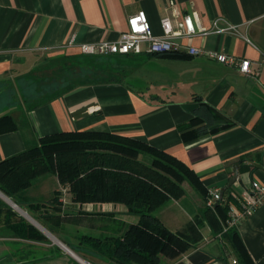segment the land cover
I'll list each match as a JSON object with an SVG mask.
<instances>
[{"label": "crops", "instance_id": "1", "mask_svg": "<svg viewBox=\"0 0 264 264\" xmlns=\"http://www.w3.org/2000/svg\"><path fill=\"white\" fill-rule=\"evenodd\" d=\"M175 7L182 13L195 11L203 26L217 17L237 25V33L195 35L182 42L247 58L251 73L181 51L127 54L119 55L128 62L116 81L44 100L21 99L22 76L46 60L82 54L81 43L117 39L126 18L139 10L159 33V19L172 16ZM4 115L15 127L0 131V161L44 135L96 130L138 139L187 166L201 186L183 182L182 194L168 198L154 214L189 245L173 257L162 255L159 264H240L232 233L253 264H264V203L227 230L225 217L215 208L210 212L216 220H210L205 206L210 187L221 189L220 206L226 207L253 180L264 184V0H0V117ZM53 176L49 186L41 176L28 187L29 201L23 205L0 191V201L14 213L12 222L22 218L28 232L33 228L43 234L37 224L56 232L60 238L54 240L76 254L68 245L76 246L86 216L97 222V236L115 234L137 221L121 203H74L68 188ZM55 191H60L55 202L38 209L29 205L50 200ZM74 219L72 230L68 222ZM65 255L70 264V253H61L46 236L40 241L19 235L0 218V264H58L55 259Z\"/></svg>", "mask_w": 264, "mask_h": 264}, {"label": "trees", "instance_id": "2", "mask_svg": "<svg viewBox=\"0 0 264 264\" xmlns=\"http://www.w3.org/2000/svg\"><path fill=\"white\" fill-rule=\"evenodd\" d=\"M75 56L111 55H63L46 60L42 66H53L56 59L66 61L68 57ZM76 67L70 69L75 72L79 69ZM84 68L87 72L91 67L85 63ZM117 79L87 75L82 83L71 84L53 97L77 87L105 84ZM14 127L9 115L0 117V131ZM181 127L185 130L188 125L182 124ZM48 174L57 176L59 183L68 188L74 203H121L126 213L138 218L115 234L80 233L76 246L68 245L73 251H81L102 264H159L162 255L173 257L187 249V240L168 229L154 214L168 198L182 194L183 182L196 188L201 186L194 173L170 154L138 139L111 132L59 131L40 137L36 144L0 161V191L16 204L23 205L29 201L24 191L38 177ZM59 193L55 191L46 202H29V205L38 209L49 201L55 202ZM215 208L224 218L226 207L216 204ZM210 211V208L206 210L208 218L216 220ZM13 216L12 209L0 201V218H5L19 235L40 241L45 239L33 228L26 231L28 225H21L22 218H17V223L12 222ZM232 234L239 263L253 264L239 238ZM70 264L79 263L72 260Z\"/></svg>", "mask_w": 264, "mask_h": 264}, {"label": "built area", "instance_id": "3", "mask_svg": "<svg viewBox=\"0 0 264 264\" xmlns=\"http://www.w3.org/2000/svg\"><path fill=\"white\" fill-rule=\"evenodd\" d=\"M160 32L155 33L143 10H139L126 18V29L115 40H99L81 43L80 53L87 55H127V54H160L168 52H184L189 56H204L227 66L236 67L244 74L251 73L250 61L222 51L205 49L182 39L209 33H237V25H233L221 17L213 19L209 26H203L195 11L182 13L177 7L172 16L165 15L159 19ZM70 45V43H68ZM232 201L225 204L226 214L224 229L236 227L243 219L251 216L264 203V184L253 180L238 194L232 195ZM222 191L218 187H210L206 191L205 206L215 209L216 204H223ZM64 249L66 246H62ZM67 249V248H66ZM79 258V257H78ZM80 264H93L79 258ZM233 260V264H236Z\"/></svg>", "mask_w": 264, "mask_h": 264}, {"label": "rangeland", "instance_id": "4", "mask_svg": "<svg viewBox=\"0 0 264 264\" xmlns=\"http://www.w3.org/2000/svg\"><path fill=\"white\" fill-rule=\"evenodd\" d=\"M126 58L127 57H122L119 55L118 56L111 55L104 57L75 56V57H68L66 61L61 59L59 60L56 59L53 66L50 65L47 66V64H44L43 66L41 65L28 71L24 76H22V80L19 83V94L21 95V99L25 98L28 100L38 101V100L51 98L54 95L62 93V91H64L71 84L82 83L87 75H91V76L97 75V77L100 76V78L103 79L118 78V74H117L118 70L124 68V66L128 62V59ZM85 63H88L89 67H91L87 72L84 68ZM74 66L75 67L77 66L79 68L75 72L71 70L72 68H74ZM137 69L135 70L137 71ZM135 70L132 72L138 73ZM38 178H40L39 180H43L45 178L44 179L45 182L43 184L45 186L46 185L49 186L50 181L54 179V176L53 174H48L44 178L42 177H38ZM38 178L36 180H38ZM40 199L44 200L45 197L42 195ZM27 214L30 216L33 215L31 212H28ZM36 220L41 223L39 218H36ZM80 223H81L79 224L80 228L84 227L83 229H81L80 233H89L92 235L98 234V231L95 228H93L94 224H96L97 222L94 221L92 217L86 216L84 220L81 221ZM37 225L39 226V228H41V230L44 231L43 234L48 239H50V242L53 241V244L59 247L61 253L64 252L66 253L62 245L58 244V242H56L53 238V236L56 238H60L59 234H57L56 232H47V230H44L45 228L40 227L39 224ZM68 225L70 226L69 227L70 229L75 230L74 227L77 226V220L76 219L70 220L68 222ZM69 246L73 248V244H70ZM74 252L79 258L84 259L85 261H88L93 264L94 263L102 264V263H98L97 259L84 255L81 251H74ZM68 258H69L68 255H65L64 257L62 256L61 259L59 258L55 259L57 260V262L55 263L66 264Z\"/></svg>", "mask_w": 264, "mask_h": 264}, {"label": "water", "instance_id": "5", "mask_svg": "<svg viewBox=\"0 0 264 264\" xmlns=\"http://www.w3.org/2000/svg\"><path fill=\"white\" fill-rule=\"evenodd\" d=\"M237 177V172L235 171L234 175L230 178L229 182H228V186H230L236 179ZM63 246V245H62ZM67 248V247H66ZM66 251L68 253H70V255L77 261L79 262V258L76 254H74L71 250H69L68 248L66 249ZM80 263V262H79Z\"/></svg>", "mask_w": 264, "mask_h": 264}, {"label": "bare ground", "instance_id": "6", "mask_svg": "<svg viewBox=\"0 0 264 264\" xmlns=\"http://www.w3.org/2000/svg\"><path fill=\"white\" fill-rule=\"evenodd\" d=\"M66 249V248H65Z\"/></svg>", "mask_w": 264, "mask_h": 264}]
</instances>
